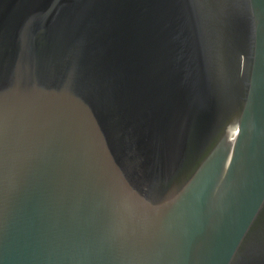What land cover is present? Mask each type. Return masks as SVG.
<instances>
[{
  "label": "water",
  "instance_id": "water-1",
  "mask_svg": "<svg viewBox=\"0 0 264 264\" xmlns=\"http://www.w3.org/2000/svg\"><path fill=\"white\" fill-rule=\"evenodd\" d=\"M0 264H264V0H0Z\"/></svg>",
  "mask_w": 264,
  "mask_h": 264
}]
</instances>
